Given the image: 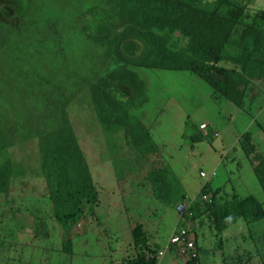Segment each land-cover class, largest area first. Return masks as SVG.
Masks as SVG:
<instances>
[{
    "label": "trees",
    "instance_id": "trees-1",
    "mask_svg": "<svg viewBox=\"0 0 264 264\" xmlns=\"http://www.w3.org/2000/svg\"><path fill=\"white\" fill-rule=\"evenodd\" d=\"M70 2L67 9L68 4L54 8L44 0H0V194L9 192V183L20 173L9 149L18 140L37 138L39 174L46 182L56 216L66 220L67 228L83 217L87 205L95 216L99 203L65 106H80L88 97L99 111L89 124L107 133L118 128L130 108L146 107L148 87L139 78V70L185 72L211 84L217 76L212 65L228 61L240 66L243 73L223 71L224 82L235 86L226 87L225 99L242 110L247 100L244 90L236 87H245L251 80L264 81V30L248 20L237 0L205 1L206 7L201 5L204 0ZM71 26L77 37L68 43L64 35H57L58 28ZM78 41L82 46L75 45ZM47 48L50 57L46 58ZM59 74L68 76L61 80L62 91H69L64 98L57 82L52 89L44 83L46 76ZM110 78L116 88L108 87ZM105 81L106 86L102 84ZM80 84L78 91H85L73 96ZM243 138V147L253 149L251 132H245ZM109 140L104 135L101 145H113ZM149 145L155 147L156 139L149 140ZM260 161L255 174L264 191V160ZM160 167L157 162V167L148 171L142 188L150 189L149 182L154 198L166 204L183 198L184 194L176 195L174 187L168 189L165 181L164 188L159 183L167 177V170ZM192 211L195 220L203 216L211 220L220 249L225 247L228 239L223 235L229 228L243 222L250 228L264 220L263 206L255 197L237 204H221L216 199L210 204L196 203ZM5 225L7 235L15 232L7 222ZM146 234L137 222L132 236L140 251L131 263L157 264L158 251L147 244ZM72 242L63 245L71 247ZM252 242L261 258L260 240L255 236ZM6 246L0 242V249ZM14 246L9 243L7 250ZM253 256L252 250L246 251L239 264H251ZM231 260L236 264L237 257ZM10 261L12 257L5 251L6 264Z\"/></svg>",
    "mask_w": 264,
    "mask_h": 264
},
{
    "label": "clouds",
    "instance_id": "clouds-1",
    "mask_svg": "<svg viewBox=\"0 0 264 264\" xmlns=\"http://www.w3.org/2000/svg\"><path fill=\"white\" fill-rule=\"evenodd\" d=\"M206 2H212L214 0H204L202 2V6L206 7ZM245 11L248 13L249 17L253 15L256 20L258 26L264 30V9L262 10H255V6L259 5L257 0L254 2V5L250 7L245 0L239 1ZM210 7L209 10H212L213 4L209 3ZM66 28H69L67 30ZM76 31H78V27H76ZM57 35H64L67 42L69 43L73 38L77 37L74 35V26L71 27H59ZM216 69L215 74H217L214 83L211 84L204 82L202 79L196 77L195 74L191 75V77L197 78L204 87L206 91H209L208 97L211 99V106L213 108V114L208 119H202L200 122L197 120L194 114L190 112V98L195 96L198 97V91H188L180 84H175L173 81L166 83V104L162 105L161 109H167V116L172 119L176 124L167 127V133L169 138L172 140L175 136L180 133L175 139L176 144L175 146L171 147L167 143V149H169L168 155H165L166 149H164L163 145L158 143L156 140V146H150L149 140H154V135L152 131L147 127L144 123L143 117H138L135 115L136 110L134 108H130L129 116L122 118L121 122L118 124V128H113L109 130L107 133L101 131L95 124L91 126L89 121L96 115L98 111V107L93 108L92 102L86 98V100L82 101L80 106H65V111L68 114L73 134L76 137L77 145L79 151L84 159H86L87 166L84 167V170H88L89 174L92 178L93 184L98 193V206L95 209V216L92 215V207L85 206V212L83 217L74 223L72 226L67 228L66 220L58 218L55 214L54 204L49 197L48 188L46 186V182H44L43 178L39 174L40 167H39V144L37 138H31L30 140L34 139L37 144V152H38V162H37V169L32 170V177L31 179H39L40 183L44 186L43 195L48 197L49 200V210L52 212V220L56 223V225H51L49 227L50 232L45 233L44 226L46 227L45 219L39 218L35 216L33 212H25L24 206L19 205L21 200V196L27 192H38L37 190L30 189L34 183L28 180V177L25 175V165L19 163V167L17 166L16 160L13 157V162L17 167V170L20 172L18 176L12 179L13 183H9V192L7 194H0V202L6 203L8 208L7 210H3L1 216L4 217L5 222H7L10 226L15 228V232L18 230L19 226H26L32 230L34 226H36L37 230H32L33 234L36 237V234H44L45 236H49L50 233H53L55 230L57 231L58 241L62 243L63 250L70 252L73 247L74 243L72 242L71 247H64V242H71L73 241V236L79 235L84 231L86 226V221L91 220L94 224H99L97 215V210L99 208H103L106 210L105 205L110 206V201H114L119 199V204L122 203V207L117 209L118 216L121 217L126 212H129L123 205L124 198L128 196L134 188H138L141 185L137 183L133 178L136 175L146 174L142 181H146L147 173L150 170L149 168H142L153 165L154 163L159 162L161 164L160 168H164L167 170V177L166 180H159L161 185L164 188V184L162 181H165L168 185V189L175 188L176 195L182 196L179 200L169 203L172 204L178 214V222L176 227L174 228L172 235L167 242L166 246L163 249L158 248L157 246L152 247L148 240V245L151 246L153 249L158 251L156 255L157 264H160L162 259L165 257L166 252L172 254L176 264H200V254L201 252H207L204 249V244L202 243L204 235L199 234L198 236L197 231L200 233V229L195 228V223H204L207 226L212 234L213 237V246L214 249L209 253V263L208 264H230V260L232 257H237L236 264H239V258L246 254V251L252 250L254 253L253 260L251 264H264V227L260 229H254V226L250 228L247 226L245 231L251 233L250 238H240L241 244L238 246L237 249H240L236 254H231L230 249L226 250L227 242L229 239L233 238L231 236L227 238V242L225 244L224 249H220L216 246V237H215V229L214 226L209 218L203 216L199 219H194V213L192 211L193 206L196 203H212L215 199L223 204V203H239L247 201L250 197H240L235 192H227L226 194H222V190L218 189L213 191L210 189V183L212 181V177L215 175V172L208 177V175L204 172H200L201 178L207 179L206 182L202 185L200 190L196 195L188 194L182 187L180 180L175 176L173 173V165L175 161L178 160L179 156L182 154L183 151H192L193 146L198 143L208 142L210 147L216 151L218 150H231L234 149L233 146V138L237 136V131L235 130V125L229 122L230 115L234 114L233 107L238 108L235 104L225 99V89L227 90V86H233V84L224 82L223 79V71L224 70H235L237 72L243 73L240 66H236L228 61H220L217 64L212 65ZM140 73V70L138 71ZM179 73V72H177ZM188 74V73H187ZM214 74V75H215ZM189 75V74H188ZM117 76V75H116ZM63 77L68 78V76L59 74V75H48L46 76V81L44 83L48 84V89H52L51 87L56 84L57 88H60V96L62 98L67 97V95L62 94L63 88L61 80ZM118 77V76H117ZM122 77V76H120ZM140 78V77H139ZM222 79V81H220ZM196 80V79H194ZM108 81V80H107ZM107 81L102 83L106 86ZM197 82V81H196ZM199 85V83H197ZM201 85V86H202ZM80 85L76 86V93L73 96H80L83 94V91H78L80 89ZM109 88H116L114 79L110 78V83L108 85ZM240 91H243L244 98L247 100V106L245 110L240 109L242 112L241 114H247L248 110L247 107L254 104L256 101L261 104L264 101V81L261 80H251L245 87H236ZM246 91V92H245ZM72 97V96H71ZM70 97V98H71ZM263 97V98H262ZM229 104L230 112L225 110V104ZM107 105L105 108H107ZM83 112H88L87 116L84 117L82 125L85 124L86 128L90 129L91 132V139L92 142L86 140H79L75 133V127L73 126V120L71 118V111L75 109H82ZM105 110V109H104ZM134 110V111H133ZM144 115V114H143ZM233 118V117H232ZM237 119L238 116H237ZM83 127V126H82ZM260 127V125H259ZM261 128V127H260ZM249 128H247L240 137L237 138L238 143H240L246 157L252 163L253 171L257 170V167L261 164L260 160H264V155H261L256 145L253 142V135H252V145L253 149L247 147L245 149L244 145V138L243 135L247 132ZM262 130V129H261ZM263 131V130H262ZM97 133V134H96ZM104 135L110 137L109 141L114 142L112 145H101L102 141L104 140ZM257 135V133H256ZM202 140V141H201ZM29 141V140H28ZM199 141V142H196ZM95 143V145H91V143ZM16 143H23L21 141H17ZM15 143V144H16ZM83 146V147H82ZM14 147V146H13ZM11 147L9 150L11 151ZM158 148V149H157ZM157 149V150H156ZM85 150L90 153H93L91 158L85 156ZM105 151V153L103 151ZM126 150H129L127 152ZM103 155V156H102ZM93 161H95L96 166H92ZM129 171H127V168ZM255 176H257L255 174ZM34 178V179H33ZM258 180V179H257ZM153 182V179L150 181ZM259 182V180H258ZM18 184L20 189L16 193L14 191V186ZM260 184V182H259ZM149 186V195L153 198V186L148 182ZM261 186V184H260ZM30 187V188H29ZM152 188V189H151ZM40 192V191H39ZM194 196V197H193ZM157 200V199H156ZM118 204V205H119ZM168 204V203H167ZM116 205L115 207H117ZM40 206H37V209L34 211H38ZM32 217V222H30L29 217ZM213 219V217L211 216ZM27 220L28 222H23ZM84 220V222H83ZM141 222V221H139ZM189 223H192L194 226L189 227ZM47 224V223H46ZM142 224V223H139ZM143 223L142 225H144ZM241 225H245L243 222ZM137 226V223L135 224ZM144 227V226H143ZM145 230V228H144ZM133 231V230H132ZM146 232V231H145ZM147 233V232H146ZM257 236L260 240V244L262 246L261 249V258L255 252V248L253 246V237ZM147 237V236H146ZM245 237V234L242 235ZM238 238V237H237ZM148 239V238H147ZM201 239V241H199ZM19 243H23L24 249L23 254L29 258V261L23 260L21 258H16L10 254L12 257V261L9 264H55L54 260L51 261H43L39 254L41 250L38 249L39 243L36 239L31 240H23ZM16 243V245H19ZM136 245V244H135ZM137 251H140L138 246H135ZM221 251V260L220 263L216 262V251ZM9 253V251H7ZM137 252V255H138ZM5 253L0 252V262L5 261ZM128 258L126 262L130 264L132 261H135L137 258ZM135 264V263H131ZM234 264V263H233Z\"/></svg>",
    "mask_w": 264,
    "mask_h": 264
},
{
    "label": "rangeland",
    "instance_id": "rangeland-1",
    "mask_svg": "<svg viewBox=\"0 0 264 264\" xmlns=\"http://www.w3.org/2000/svg\"><path fill=\"white\" fill-rule=\"evenodd\" d=\"M245 1L252 7L256 0ZM71 2L70 0H44V4L52 5L54 8H57L61 4H68L67 9L70 8ZM257 2L259 5L255 6V10L264 9V0H257ZM248 20L253 22L256 18L251 15ZM75 45L80 47L82 43L78 41ZM71 51L72 48L70 47L69 53ZM21 53H18L17 56ZM44 53L46 58L50 57L49 48L45 49ZM140 78L147 84L149 101L146 107L142 110H137L135 115L143 117L144 123L152 131L154 138L166 149L165 155L169 156L167 143L171 147L175 146V138L180 133L173 140L169 138L167 133V127L176 123L167 116V109H161L162 105L166 104V83L173 81L188 91H198V97L193 96L190 98V112L195 115L199 122L202 119H208L213 114L211 99L208 97L210 92L205 90L204 87H207L206 85L203 86L197 78L191 77L185 72L172 73L140 70ZM61 92L65 96L69 91ZM231 107H233L234 114H237L239 118L237 119L236 115L228 117L229 122L235 125V130L237 131V136L233 138L234 149L231 147V150H218L215 152L208 142L195 144L192 151H183L178 160L175 161L173 173L180 180L183 189L188 194L196 195L207 180L201 178L200 172L204 171L208 177L215 172L210 183L211 190L216 191L221 189L222 194L231 191L237 193L240 197L253 196L264 209V191L254 174L252 163L246 157L240 143L237 141V138L249 128L248 131L253 135V142L258 152L264 155V132L260 128H264V101L261 104L256 101L251 106H248L247 114H241L240 112L242 111L240 109L234 106ZM83 110L85 108L71 111L73 126L79 140L92 142L90 129L86 128L85 124L82 125L84 117L88 114V112H83ZM225 110L231 113L228 103L225 104ZM32 130L34 129H31L29 133H32ZM91 145H95V143L93 142ZM126 151L129 152V150ZM11 154L16 160L18 167L19 163L25 165V175L30 182L34 183L29 188L38 191L23 194L19 205L24 206L25 212H33L35 216L45 219V221L47 220L48 226H44V231L45 233L50 232L49 227L56 225V223L51 221L52 212L49 210L48 197L42 193L44 192V186L40 183V180L31 179L32 170L37 169L38 162L36 141L32 139L23 143H16L11 150ZM92 154L85 150V156L91 158ZM92 166H96L95 161H93ZM155 167H157V163L142 169H153ZM126 168L129 171V168ZM145 176L146 174H140L136 175L133 179L137 183H140ZM19 189L20 187L16 184L14 191L17 193ZM148 191V187L143 189L142 185L134 188L124 198L123 202L124 207L129 212H126L121 217L117 213V209L122 207V203L119 204L118 202L121 197L116 200L113 197L114 201H110V206L105 205L106 210L103 208L97 210L96 217L99 224H94L91 220H88L86 221L84 231L79 235L73 236L74 247L70 252L63 250L62 243L58 241L56 230L50 233L49 236L41 233L36 234L35 237L32 230H37L36 226L31 231L26 226H19L16 232L7 235L5 231V219L1 214L3 210H7L8 206L5 202H0V242L7 243L8 246L9 243L15 245L23 240L36 239L39 243L38 249L41 250L39 254L41 260H54L55 264H128L126 260L128 258H135L138 252L132 236V230L136 227L135 224L137 222L145 223L143 226L147 232L146 236L150 245L154 248L157 246L160 249L166 246L178 222V214L174 206L153 199ZM116 205L118 206L115 207ZM37 206H40V208L35 212L34 210L37 209ZM29 220L32 222L31 216ZM23 222L27 223L28 221L24 220ZM188 226L191 228L194 225L189 223ZM246 227V224H237L224 233L223 237L225 239L235 235L227 242L228 248L226 250L230 249L231 254H236L240 250L237 249L241 244L240 238H250L251 233L245 231ZM261 227H264V220L254 225V229H260ZM195 228L200 229V233L197 231L198 236H200L199 234L204 235L202 243L204 244V249L207 251L201 252L200 264H208V252L214 249L211 231L204 223H195ZM244 234L245 237H242ZM7 246L1 248L0 252L5 253V251H9L12 256L29 261V258L23 254V249L25 248L23 243H19V245L13 248H8V250ZM216 253L215 263H220L221 251L217 250ZM229 262L233 264V260ZM0 264H6V262H0ZM160 264H176V261L172 254L166 252Z\"/></svg>",
    "mask_w": 264,
    "mask_h": 264
}]
</instances>
